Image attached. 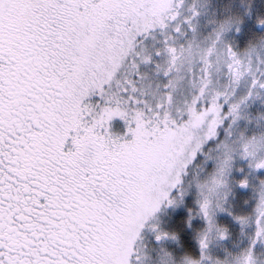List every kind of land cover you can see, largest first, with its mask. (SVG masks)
<instances>
[{"label":"snow or ice","instance_id":"1","mask_svg":"<svg viewBox=\"0 0 264 264\" xmlns=\"http://www.w3.org/2000/svg\"><path fill=\"white\" fill-rule=\"evenodd\" d=\"M0 264H264V0H0Z\"/></svg>","mask_w":264,"mask_h":264}]
</instances>
